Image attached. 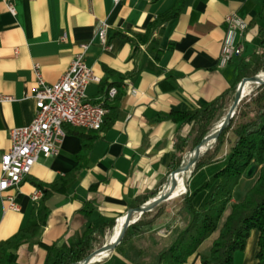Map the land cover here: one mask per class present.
<instances>
[{
  "label": "crops",
  "instance_id": "obj_1",
  "mask_svg": "<svg viewBox=\"0 0 264 264\" xmlns=\"http://www.w3.org/2000/svg\"><path fill=\"white\" fill-rule=\"evenodd\" d=\"M178 1L16 0L17 12L12 15L0 0V161L11 147L10 131L29 125L35 117L34 64L41 66L47 84H55L80 52V45L87 43L85 62L101 79L88 85V98L98 101L109 87L118 90L107 101L103 132L90 136L70 128L59 154L41 157L20 187L0 198L1 242L38 214L41 200L31 198L36 189L42 190L38 184L48 190L57 188L44 199L48 216L40 235L17 249L18 264H45L50 245L68 249L89 227L103 231L95 246L109 243L119 219L125 221L123 216L137 199L166 187L178 139L195 137V123L175 121L173 114L193 112L216 101L236 83L241 59L257 52L264 0H184L176 17L161 22ZM231 13L246 20L248 29L239 38L242 55L221 67L225 21ZM100 20L110 25L109 49L99 43ZM3 97L10 99L2 101ZM227 101L224 116L232 102L230 97ZM84 144L89 148L85 150ZM191 149L190 141L183 156ZM227 153L226 144L214 162L192 171L190 193L226 166ZM259 172L252 166L242 176L218 229L184 264H202V256L210 255L232 204L245 198ZM212 192H199L194 206L205 208ZM9 196L18 210L10 207ZM173 208L151 230L134 234L130 243L139 250L135 261L116 247L97 254L101 258L92 264H156L159 253L190 220ZM259 237L260 232L252 230L244 249L234 253L233 264H258Z\"/></svg>",
  "mask_w": 264,
  "mask_h": 264
},
{
  "label": "trees",
  "instance_id": "obj_2",
  "mask_svg": "<svg viewBox=\"0 0 264 264\" xmlns=\"http://www.w3.org/2000/svg\"><path fill=\"white\" fill-rule=\"evenodd\" d=\"M184 0H179L166 14L161 17V22L176 17L183 9ZM260 41L258 50L248 60L241 59L239 62V75L232 88L224 93L216 101L203 105L193 112H176L173 120L194 122V133L186 139H178L176 147L177 153L172 170L178 169L185 158L183 153L193 141V146H198L203 138L212 130L214 125L222 120L224 109L228 106L227 98L234 100L239 82L246 77H253L264 72V27L260 30ZM107 105V103H106ZM99 131L75 128L82 134L101 133L105 129V121ZM68 132L72 126L65 125ZM97 137L96 135L92 138ZM228 145L227 164L214 174L209 180L204 182L197 190L187 192L183 196V203L179 213L182 216H189L190 220L186 228L178 233L173 243L159 253L156 264H184L187 258L192 255L199 245L206 240L219 227L221 216L231 203L233 192L239 184L242 176L252 167L259 168V177L254 186L247 192L245 198L232 204V210L227 220L223 224L219 237L215 240L211 253L202 256V264H233L234 253L244 249L246 241L250 237L252 230L260 232L259 252L257 254L258 264H264V84L259 87V91L251 98H244L237 109L235 116L231 119L228 127L219 135L216 145L206 151L196 163L193 172L203 166L214 162L225 145ZM85 150L89 145L84 144ZM44 192V197L37 206L38 214L34 215L31 223L20 229L11 238L0 242V264H18L16 251L25 242L30 241L40 235L43 226L46 224L48 211L44 205V199L49 195L48 190L38 184ZM213 189L212 195L205 208L202 210L194 206L196 195L204 190ZM186 189L183 191V193ZM159 191H153L148 195L140 197L133 207H139L149 200L157 197ZM157 214L149 217V213H144L141 218L132 224L126 231L122 242L117 246L124 254L136 260L139 250L130 243L136 232L143 233L151 230L156 220L164 215L163 205L155 208ZM113 226V223L112 225ZM103 235L94 227L87 228L80 240L70 248L64 249L53 243L48 248L45 264H75L85 259L99 242L97 235Z\"/></svg>",
  "mask_w": 264,
  "mask_h": 264
},
{
  "label": "built area",
  "instance_id": "obj_3",
  "mask_svg": "<svg viewBox=\"0 0 264 264\" xmlns=\"http://www.w3.org/2000/svg\"><path fill=\"white\" fill-rule=\"evenodd\" d=\"M8 11L16 15V0H3ZM226 31L219 56V65L226 66L230 61L242 55L239 38L248 29V23L236 13L226 17ZM110 25L100 20L97 36L103 49H109ZM80 52L75 55L67 71L55 84H47L39 64H34L36 78L33 97L36 100V114L29 125L15 127L10 131L11 147L1 157L0 198L10 189H18L23 180L31 173L41 157L57 156L61 143L66 136L65 125L86 130L99 131L108 113L106 105L109 99L117 95V88L109 87L104 97L98 101L88 98L86 91L89 84L100 82L91 67L85 62L87 43L80 45ZM10 97H3L2 101ZM43 196L41 189H36L31 198L39 202ZM10 207H19L13 196L8 197Z\"/></svg>",
  "mask_w": 264,
  "mask_h": 264
},
{
  "label": "water",
  "instance_id": "obj_4",
  "mask_svg": "<svg viewBox=\"0 0 264 264\" xmlns=\"http://www.w3.org/2000/svg\"><path fill=\"white\" fill-rule=\"evenodd\" d=\"M247 82H252L253 84H256V85H262L264 84V79L259 74L253 77L243 78L237 86V90L235 93L233 103L230 106L229 110L227 111L226 115L219 122V125L216 124L214 126V127L216 126L218 127L216 129L212 128V130L208 132V134L203 138L201 143L198 146H196L188 155H186L185 160L182 163V165L178 169L173 170L170 173L169 178H168V183L166 187L164 188V190L161 191L157 197L153 198L152 200H149L144 205H141L136 208H132L127 212V214L125 215V221H124L123 227L118 237L114 241H110L109 243L104 244L100 249L95 250L94 252L90 253L85 259L75 264H92L93 262L96 261L94 259V256L96 254L102 251L110 252L114 250L122 242L127 229L132 224L137 222L141 218L143 213L149 212L153 210L156 206H158L160 203L171 199L172 197L171 192L174 191L178 186L176 176L184 172H192L194 167L196 166V163L201 158V156L211 148V146L218 139L221 132L224 131L228 127L231 119L235 116L237 112L240 102L246 96V95L244 96L243 89L245 85L247 84ZM167 187H170V189L169 191L166 192Z\"/></svg>",
  "mask_w": 264,
  "mask_h": 264
},
{
  "label": "rangeland",
  "instance_id": "obj_5",
  "mask_svg": "<svg viewBox=\"0 0 264 264\" xmlns=\"http://www.w3.org/2000/svg\"><path fill=\"white\" fill-rule=\"evenodd\" d=\"M259 74H263L264 75V72H261V73H259ZM261 85H256V84H251V88H250V92H249V94L248 95H246L244 98H251V97H253V96H255L256 95V93L259 91V87H260ZM237 90V89H236ZM232 103H233V101L232 102H230V105H229V108H230V106L232 105ZM229 110V109H228ZM215 126V125H214ZM215 127H213V129H214ZM217 141V140H216ZM216 145V142L211 146V148L210 149H212L214 146ZM191 151L195 148L194 146H193V141L191 140ZM184 158H185V156H183ZM191 173L192 172H188L187 173V179H186V185H187V192H189V190H188V180H189V177H190V175H191ZM169 178V177H168ZM167 183H168V180H167ZM176 190V189H175ZM174 190V191H175ZM186 192V193H187ZM186 193H184V194H182V195H180V196H178V197H176V198H174V199H170V200H167V201H165V202H162V203H160L159 205H163L164 206V210H165V213H164V215H162V216H165V214H168L169 212V210H168V208H171V207H173L174 206V208H177V209H180V206H181V204L183 203V196H185V194ZM152 200V199H151ZM144 205V204H143ZM158 205V206H159ZM157 207V206H156ZM155 207V208H156ZM153 209V210H151V211H149V212H146V213H149V217H152V216H154V215H156L157 214V210L156 209ZM173 208V209H174ZM144 215V213L142 214V216ZM166 217V216H165ZM105 244V243H104ZM104 244H102V243H100V244H97L95 247H94V249L91 251V253L92 252H94L95 250H97V249H100Z\"/></svg>",
  "mask_w": 264,
  "mask_h": 264
},
{
  "label": "bare ground",
  "instance_id": "obj_6",
  "mask_svg": "<svg viewBox=\"0 0 264 264\" xmlns=\"http://www.w3.org/2000/svg\"><path fill=\"white\" fill-rule=\"evenodd\" d=\"M263 79H264V75L263 74H259ZM251 84H253L252 82H247V84L245 85V87H244V89H243V93H244V96L245 95H248L249 94V92H250V88H251ZM220 122V121H219ZM219 122L217 123V125H219ZM218 126H216L214 129H216ZM187 173L188 172H184V173H182V174H178L177 176H176V179H177V182H178V186H177V188H176V190L175 191H172L171 192V194H172V197L173 196H175V195H182V194H184V193H186L187 192V185H186V179H187ZM169 189H170V187H167L166 188V192L167 191H169ZM186 189V191L183 193V191ZM179 195V196H180ZM172 197H171V199H172ZM123 217H125V216H123ZM122 218V217H121ZM120 218V219H121ZM119 219V221H118V223H117V226H116V228H115V230H114V232H113V234H112V237H111V239H110V241H114L117 237H118V235H119V233H120V231H121V229H122V227H123V221H124V218L123 219H121L120 220ZM102 252H107V251H102ZM102 252H100V253H98V254H101ZM108 253V252H107ZM107 253L105 254V255H107ZM97 255V254H96ZM95 255V256H96ZM104 255V256H105ZM94 256V259L95 260H99L101 257H95Z\"/></svg>",
  "mask_w": 264,
  "mask_h": 264
}]
</instances>
